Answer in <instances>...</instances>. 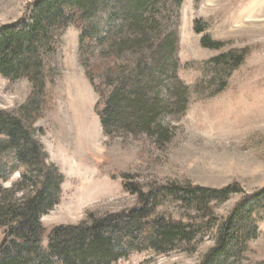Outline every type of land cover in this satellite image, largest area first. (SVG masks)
Returning a JSON list of instances; mask_svg holds the SVG:
<instances>
[{
  "label": "rangeland",
  "instance_id": "374dc122",
  "mask_svg": "<svg viewBox=\"0 0 264 264\" xmlns=\"http://www.w3.org/2000/svg\"><path fill=\"white\" fill-rule=\"evenodd\" d=\"M35 1L0 0V26L24 17ZM166 4L153 19L160 39L174 33L176 67L165 78L155 67V78L161 80L159 88L150 92L173 105L159 118V126L170 132L166 144L145 132L131 133L120 127L106 132L96 109L102 78L130 77L141 60L150 61V50L146 46L115 49L123 73L106 71L90 79L79 62L80 30L70 25L60 35L56 53L49 60L53 68L49 76L54 80L49 91L54 103L35 123L43 130L40 139L49 161L65 177L60 203L42 218L45 245L54 226L78 224L90 212H120L136 206L138 195L127 190L125 182L141 186L144 192L172 179L210 188L238 184L241 193L216 204L220 219L230 214L244 194L264 187V0H184L179 7L174 0H166ZM196 25L204 32L198 33ZM204 35L223 47H203ZM233 48L248 50L245 61L223 92L206 98L219 83L203 62ZM111 53L114 50L108 53L98 48L89 58L96 63ZM112 85L106 86L112 89ZM168 87L184 91L185 112L169 95ZM40 100V95H33L28 79L10 80L0 74V110L18 112L28 107L38 115L43 112ZM103 108L101 105L100 110ZM124 173L130 178H124ZM17 178L15 174L11 180ZM188 210L181 202L167 199L153 215L179 219ZM215 232L214 228L199 238L193 251L134 249L115 264H197L213 246ZM2 236L0 229V241ZM247 244L241 263L264 264V225H259L256 237Z\"/></svg>",
  "mask_w": 264,
  "mask_h": 264
},
{
  "label": "trees",
  "instance_id": "16d2710c",
  "mask_svg": "<svg viewBox=\"0 0 264 264\" xmlns=\"http://www.w3.org/2000/svg\"><path fill=\"white\" fill-rule=\"evenodd\" d=\"M183 1L174 0L176 7ZM166 6V0H36L24 17L0 26V74L10 80L28 79L43 108L38 115L26 106L18 112L0 110V264H115L134 249L193 251L197 240L214 228V244L197 264H242L248 241L256 237L259 225H264V187L244 194L230 214L220 219L216 204L241 193L238 184L210 188L172 179L144 192L141 186L125 182V188L138 195L136 206L120 212H90L78 224L54 226L44 244L42 218L60 203L65 177L49 161L40 139L43 130L35 123L54 103L49 91L54 83L49 60L56 53L60 35L70 25L80 30L79 62L90 79L106 71L123 73L118 48L146 46L150 50V61L141 60L130 77L102 78L96 109L106 132L120 127L154 135L166 144L170 132L159 126V118L173 105L150 93L159 88L161 80L155 78L154 68L159 67V76L165 78L173 75L176 67L172 58L174 33L160 39L153 19L159 8ZM195 29L204 32L198 25ZM201 44L212 49L223 47L209 35L202 37ZM98 48L114 53L92 63L89 56ZM247 55V49L233 48L203 62L219 83L206 98L227 88L229 78ZM168 93L185 112L184 91L168 87ZM15 174L18 178L11 180ZM123 177L130 178L125 173ZM167 199L181 202L189 212L179 219L153 215Z\"/></svg>",
  "mask_w": 264,
  "mask_h": 264
}]
</instances>
